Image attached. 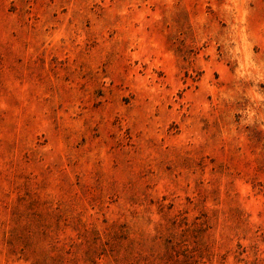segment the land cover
Returning a JSON list of instances; mask_svg holds the SVG:
<instances>
[{"label": "rangeland", "instance_id": "1", "mask_svg": "<svg viewBox=\"0 0 264 264\" xmlns=\"http://www.w3.org/2000/svg\"><path fill=\"white\" fill-rule=\"evenodd\" d=\"M0 264H264V0H0Z\"/></svg>", "mask_w": 264, "mask_h": 264}]
</instances>
